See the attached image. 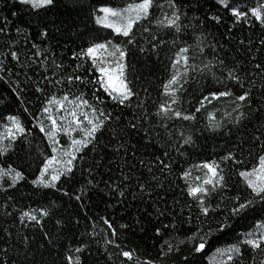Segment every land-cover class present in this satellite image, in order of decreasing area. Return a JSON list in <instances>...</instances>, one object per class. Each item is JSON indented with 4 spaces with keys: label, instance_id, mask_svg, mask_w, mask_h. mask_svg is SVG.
<instances>
[{
    "label": "trees",
    "instance_id": "obj_1",
    "mask_svg": "<svg viewBox=\"0 0 264 264\" xmlns=\"http://www.w3.org/2000/svg\"><path fill=\"white\" fill-rule=\"evenodd\" d=\"M139 2L53 0L34 7L0 0V264H213L218 249L232 246L239 252L228 251L226 264H264V200L240 175L264 155V19L251 12L264 16V0H225L227 7L220 0H172L175 7L153 0L128 36L97 21L103 7ZM233 9L246 15L237 18ZM173 13L179 31L167 24ZM100 43L125 53L133 95L123 103L105 90L86 54ZM182 48L187 63H176ZM176 73L173 97L164 85ZM64 97L68 104L88 101L78 107L85 128L84 114L104 123L94 136H82L90 142L71 171L46 186L38 181L52 155L44 109ZM13 116L24 131L3 136ZM213 161L224 182L215 190L206 185L204 214L188 187L206 171L194 166ZM248 200V209L232 213ZM210 231L196 252L199 237H189Z\"/></svg>",
    "mask_w": 264,
    "mask_h": 264
},
{
    "label": "snow or ice",
    "instance_id": "obj_2",
    "mask_svg": "<svg viewBox=\"0 0 264 264\" xmlns=\"http://www.w3.org/2000/svg\"><path fill=\"white\" fill-rule=\"evenodd\" d=\"M30 2L33 3L34 7H40V6H44V5H50L52 4L53 0H30ZM220 3L225 4V0H220ZM169 4L172 7H175L174 3L172 2V0H169ZM153 5V0H141V2L136 3L134 5H129V8L127 9L128 11H135L137 13L136 19H140L141 16L143 17H147L149 14V9L152 7ZM225 6L227 7V5L225 4ZM264 7V6H262ZM103 11L108 14L111 13L112 15H117V13L111 9L105 8L103 9ZM233 14L239 18L241 16L246 15V13H241L236 9H233ZM251 12L254 16H256L257 19H264V16H262L260 9L257 8H253L251 9ZM173 17L174 18H170L167 19V24L168 26H173L176 27V30L179 31V27L177 25V21L179 20V16L176 15V13H173ZM109 27H112V25H108ZM132 27V23L129 22L124 28H123V35L128 36L129 35V31ZM116 32H121L122 29L120 27H116L115 28ZM108 47L107 44H95L92 47H89L87 49V55L93 57V63H95V55L97 53L98 50H102V49H106ZM188 49L187 48H182L180 50V53H178V60L176 63L180 62V59H183L185 63H187V59L188 57L186 55H184L185 53H187ZM116 52H119V56L120 58H123L125 53L124 51H122L119 46L115 47V50L112 53H109V55L115 56ZM123 69H124V65L122 63H120L119 61L115 62V67L114 68H105V67H100L99 71L102 75L106 76L107 79L104 81L105 85H106V91L110 90L111 92L116 93L117 95L113 96V99H117L120 101V103H123L125 99H127L128 97L133 95L132 90L128 87V84L126 83L125 79H124V75H123ZM179 73L174 74L171 79L168 81L167 84L164 85V90L166 94H172L174 97L175 94V89L173 88L174 85L179 83L178 77H179ZM231 75V73H230ZM233 79H238V77L233 76ZM230 95V93L227 92H223V93H219V96H227ZM247 96V93L240 95L239 97H237L238 100L243 101L245 100ZM212 98H217V94L213 93L212 94ZM205 99L207 100L208 97H205ZM63 100H67V97H64L62 100L57 101L55 99H51L49 100V104H60L61 106H63ZM173 103H175V98H173ZM70 103H73L70 101ZM76 107H80L81 104L87 105L88 101L87 100H83L81 97H77L76 101H75ZM201 106L203 107V102L201 104ZM45 112L48 111V108L44 109ZM95 111H93V116H95ZM161 111H163L165 113V115L167 114V112L169 111V108L165 107V105H161ZM197 111H199V109H197ZM69 115L72 116L73 121H75L76 123V127L80 128V130L84 133V135L86 137H92L94 136V134L96 133V131L103 125L104 120H99V122H94L93 119H89L87 114H84V119L87 120L88 125H90V127H81L82 125V121H80L77 118V113L75 110H72ZM101 115H103V113L101 112ZM175 116L180 117L181 113L179 111L174 113ZM193 116H188L185 115L183 116V119L188 120V119H193ZM12 121V124L15 128V130L17 132H23L24 129L21 126V123L19 121V119L15 116L10 117L9 118ZM49 119H51V117H49ZM98 119V118H97ZM53 124V129H55L56 127V121L53 120L52 121ZM69 128H71V122L69 125ZM64 131H69V129H63ZM71 130H75V129H71ZM7 133L9 136H12L14 138V134L11 128L6 129ZM41 131H43V128L41 129ZM54 131L52 133H50L49 135H54ZM90 141L87 140H73L72 141V146L75 147L76 145H81V146H86L87 143H89ZM187 142V141H186ZM79 148H75V151H79ZM229 157H224V159H228ZM55 159V157L53 158ZM51 163V161L49 162ZM67 164L70 166L72 164V159H69L67 161ZM47 165L45 166V170H47ZM194 167L197 168H202L205 169L206 171L204 172V177L201 183L196 184L195 186H189L188 187V194L190 196H192L194 199L198 198L201 201V208L204 214L208 213V208L203 207V199L204 196L207 195L209 193V188L206 187V185H211L212 189L215 190V188L217 187V185L223 186V182H224V176L221 174L222 169L219 168V165L216 162H205L203 164L200 165H196ZM66 171H71V167H68L66 169ZM6 173L0 172V175H4ZM240 175L242 177L245 178V181L247 183V186L252 190L253 193L256 194V196L260 197L261 200H264V155H261L259 157L258 163L255 167H253L251 170H247V171H243L240 173ZM190 176V172H185L184 173V177L188 178ZM17 178H20V174L17 173L16 174ZM60 178L59 174L56 175H52L50 180L48 181V184H51L52 182L58 180ZM197 181L201 180L200 176H197L195 178ZM39 182L41 184L45 183V180L43 178V176L39 179ZM47 186V185H46ZM236 199H239L238 197ZM254 203L253 200H248L247 202L244 203H240L237 207H234L231 211L234 215H240L242 212H244L246 209H248L252 204ZM25 216H29V218L31 219H35L34 216H30L29 213H24ZM229 225L225 222L222 223L220 225V227L218 230H222L223 228L228 227ZM262 227H264V225H261ZM212 235V232H208L205 233L203 236H200L199 233H194L193 236L189 237V241H193L196 240L197 237H199V244L196 247L195 251L196 252H201L202 250L205 249V246L207 244V239L206 237ZM262 239H264V236L261 237ZM183 243V242H182ZM247 244L251 245L253 248H259L261 245L259 243V241L257 240H247L246 241ZM169 250H171V246H169ZM77 252L81 251V249H76ZM224 251H229V252H239V249L236 246H232L228 249H218L217 252L222 254ZM123 256L128 257L129 259H131L132 257V253L130 252H123L122 253ZM71 259V257L69 258ZM229 259H231V257H229Z\"/></svg>",
    "mask_w": 264,
    "mask_h": 264
},
{
    "label": "rangeland",
    "instance_id": "obj_3",
    "mask_svg": "<svg viewBox=\"0 0 264 264\" xmlns=\"http://www.w3.org/2000/svg\"><path fill=\"white\" fill-rule=\"evenodd\" d=\"M30 2V0H27ZM32 3V2H31ZM134 5V4H133ZM106 7H103L101 9L100 15L97 17V21L104 25L109 27L108 25H112V27L115 29L116 27H120L122 29L121 33H123V28L131 22L132 25L137 21L136 19L137 13L135 11H128V7L125 8H108L117 13V15H112L111 13L106 14L103 9ZM143 17V16H141ZM100 44H107L108 47L106 49L98 50L96 55H95V61L98 64L99 68L100 67H105V68H114L115 67V62L119 61L124 65L123 69V75L125 79V64H124V57L120 58L119 52H116L115 56L109 55V53H112L115 50L116 45L114 44H109V43H100ZM91 57V56H90ZM93 58V57H91ZM101 79L103 82L104 87L106 88V85L104 81L107 79L106 76L101 74ZM126 81V79H125ZM127 83V82H126ZM113 96L117 95L114 92H111L108 90ZM57 101H60L62 99H55ZM75 110L77 113V118L81 120V113H80V108H77L75 104L73 103H66L65 100H63V106L60 104H50L48 107L47 113V129H45L49 140L52 144V155L48 158L46 161V164L44 165L42 169V173L39 177V179L43 176L45 183L44 185L52 186L55 185L56 182L59 180H56L52 182L51 184H48V181L50 180L52 175L59 174L61 177L64 173H66V169L68 167H71L72 164L69 166L67 164V161L69 159L73 160L76 156L77 151H75V148H81V145H76L75 147L72 146V141L73 140H84L82 137L84 133L80 130V128L76 127L75 121H73V118L69 113ZM51 117V119H49ZM56 121V127L53 129V124L52 121ZM71 122V128H69ZM81 127H85L84 123L82 122ZM11 128L13 131V134H18L20 132H17L12 124V121L9 120L5 126L2 128V133L3 136H8V133L6 129ZM63 129H69V131H64ZM75 129V130H71ZM54 131V135H49ZM55 157V159H53ZM51 161V163H49ZM47 167V170H45V166ZM39 181V180H38ZM230 257V254L228 251H226V254H219L218 256H214L213 264H226Z\"/></svg>",
    "mask_w": 264,
    "mask_h": 264
}]
</instances>
